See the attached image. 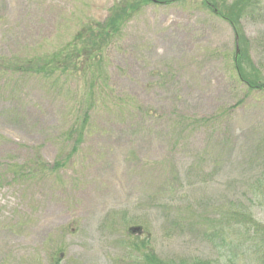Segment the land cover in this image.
Wrapping results in <instances>:
<instances>
[{
	"label": "rangeland",
	"instance_id": "rangeland-1",
	"mask_svg": "<svg viewBox=\"0 0 264 264\" xmlns=\"http://www.w3.org/2000/svg\"><path fill=\"white\" fill-rule=\"evenodd\" d=\"M116 2L0 0V264H142L126 244L145 240L163 261L257 264L244 227L237 250L218 232L233 211L264 226V90L236 78L232 28L203 0L148 4L106 46L105 86L83 77V58L59 72L65 46ZM260 6L239 21L238 49L264 83ZM38 60L44 72H23ZM91 104L93 132L71 156L62 135ZM38 161L64 163L44 174Z\"/></svg>",
	"mask_w": 264,
	"mask_h": 264
},
{
	"label": "trees",
	"instance_id": "trees-1",
	"mask_svg": "<svg viewBox=\"0 0 264 264\" xmlns=\"http://www.w3.org/2000/svg\"><path fill=\"white\" fill-rule=\"evenodd\" d=\"M203 1L204 3L202 5L207 7L206 9L210 13H213L218 18L230 25L234 36L238 37L237 41H242V37L239 33V21L247 15L259 12V10H261V0H234L231 4L225 3L222 7L220 6V8L216 5L214 0L213 1L215 3L213 1L210 2L209 0ZM174 2H182V0H117V2L109 10L108 16L102 23H94L93 25L84 27L80 33L75 34L73 41H75L76 46H73L71 49L69 48L71 45L68 44L65 46V49L69 51L65 53L64 58L61 61V70L59 67H57V70H59V72L66 73L72 63L76 64L79 58H83L84 63L82 64L83 68L81 69L83 77H87L93 86L97 85L98 83L105 86L104 83L106 79L103 72L104 68L102 63V55L106 49V46L111 41H114L120 36L121 31L126 23L135 15H137L144 6L152 3L170 4ZM77 45H80L79 49L76 48ZM243 57L244 55L240 50L237 56H234L233 69L236 78L239 82L247 87L248 91H263L264 83H261L259 80V75L257 72H248L243 67ZM32 63V61H28L24 64V73L29 74L30 72H33L39 74L46 70L45 66L47 65V61H45L44 65H39L38 60V66L36 68L31 66ZM3 67L4 66L1 68ZM49 70H51L49 73H52L54 68ZM93 86L88 87L84 102L87 97L88 101H90L89 103L94 102L92 93L94 90ZM93 109V104L85 106L84 111H82L80 114L82 119L81 126L79 127L73 125L71 128L64 131L62 135V142L64 143H72L73 140L74 148L71 151V156L77 152L76 147L82 144L85 135H90L93 132L91 127L88 126V120L91 118L90 114L92 113ZM63 163L64 162L57 161L52 166H49L43 165L41 161H38L37 165L36 163H33V165L39 167L41 169V173L50 174L52 172H58V170L63 166ZM14 167L18 169V172L22 169V166L19 165H14ZM14 173H17V171ZM254 191L264 198V183L259 184ZM226 216L229 218V220L223 221V226H220L218 230L224 246H228L226 247L227 249L225 247L224 249L226 251L228 249L237 250V245L232 246V242L228 243V240H233V236L235 235L234 226L235 224H240L245 230V238L243 240L250 241V243L252 242V244H255L254 249L256 252H258V248L261 251L260 258L259 260H256V263L264 264V226L259 224V222L253 219L246 211H233V214L230 216L226 214ZM232 228L233 231L231 233ZM254 241H256V243ZM250 243H245V245L249 246L251 245ZM126 247L129 249L131 256L135 257L136 260L139 258L138 255L141 256L140 258L142 264H212L210 261H203L195 258L181 260L178 262L163 261L152 252L147 240L143 241L141 245H139L137 241L127 243ZM248 250L249 248L245 247L244 251ZM54 264H57V261Z\"/></svg>",
	"mask_w": 264,
	"mask_h": 264
}]
</instances>
